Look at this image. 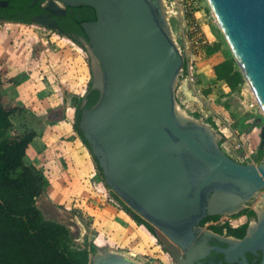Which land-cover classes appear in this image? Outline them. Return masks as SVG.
<instances>
[{
  "label": "water",
  "instance_id": "water-1",
  "mask_svg": "<svg viewBox=\"0 0 264 264\" xmlns=\"http://www.w3.org/2000/svg\"><path fill=\"white\" fill-rule=\"evenodd\" d=\"M55 1L96 12V19L82 27L101 69L92 88L101 94L94 106L83 109L79 126L106 183L190 251L206 217L238 207L264 188V161L235 160L207 125L178 115L175 84L185 61L160 0H53L51 9L59 13L64 8ZM208 3L264 109V0ZM35 20L48 22L43 15ZM240 242L245 261L246 252L264 254V214ZM227 249L219 248L228 257ZM105 253L96 255L93 264H135L118 253Z\"/></svg>",
  "mask_w": 264,
  "mask_h": 264
},
{
  "label": "rangeland",
  "instance_id": "rangeland-1",
  "mask_svg": "<svg viewBox=\"0 0 264 264\" xmlns=\"http://www.w3.org/2000/svg\"><path fill=\"white\" fill-rule=\"evenodd\" d=\"M162 1L170 34L188 64L175 84L179 111L187 112L186 114L207 125L220 147L235 160L241 163H262L264 159H258L257 150L264 130V109L258 104L256 94L247 81L237 90L231 91L224 82L216 79L213 66L233 53L208 0H166V5L165 0ZM0 25L3 29L0 33L6 38L7 31L13 29V36L9 39H17V45L13 49L18 63L37 60L43 65L55 64L52 68L58 84L57 100L61 104L67 102L71 95L77 97L80 93L84 94L89 83L101 75L99 62L85 40L78 37L76 40L53 25L39 22L22 23L0 19ZM194 26L198 28L196 33L202 35L199 44L192 41ZM9 39L3 40L8 43ZM216 42L221 43L219 51L211 56L207 55L206 45ZM191 76L193 80L189 79ZM23 77L22 74L19 79ZM76 90L80 93H76ZM8 104L14 103L10 101ZM48 116L50 121L58 118L55 111H49ZM43 118L46 120L45 116ZM22 124V120H16L10 134L24 132ZM52 125L51 123L49 126ZM40 129L44 130L42 126ZM71 137L72 140L62 139V152L44 165L48 169L44 172L51 179L45 193L39 198L38 205L45 216L66 223L77 243L83 244L88 240V243L93 242L97 246L91 264L96 255L105 252L118 253L135 264H178L184 250L165 235L162 237L159 229L156 228L157 238L145 226L133 220L123 204L100 182L98 172L85 187L83 177L89 179L93 173L87 170L91 166L89 162L95 161L93 154L79 162L84 166L81 171L84 172L83 176H76L73 172L70 177V173L64 171L63 166L74 164L75 159L69 156V151L72 152L79 142L74 136ZM77 159L76 156V161ZM25 162L34 164L33 157ZM60 165L62 170L59 169ZM58 173L61 177L56 178ZM258 196L252 197L242 210L233 214L210 215L212 218L199 224L203 228L200 231L208 229L210 232L222 235L228 232L227 235H231L230 229H237L246 234L250 223L258 220L255 209Z\"/></svg>",
  "mask_w": 264,
  "mask_h": 264
},
{
  "label": "trees",
  "instance_id": "trees-1",
  "mask_svg": "<svg viewBox=\"0 0 264 264\" xmlns=\"http://www.w3.org/2000/svg\"><path fill=\"white\" fill-rule=\"evenodd\" d=\"M30 2L31 0L23 2L10 0L8 9H5L10 13L6 14L0 7V16L5 15L4 17L9 20H25L32 23L34 21L30 16L21 19L13 14L17 10L32 9L33 13L42 11L38 4L29 7ZM80 13L81 16L78 17ZM95 19L96 12L92 7H69L67 14L60 17L61 32L76 40L77 36L72 34L87 38L82 22ZM220 46V42L206 45L205 52L211 56L219 51ZM187 67L185 61L184 69ZM213 71L216 79L224 82L231 91L237 90L246 82L245 75L233 55L217 62L213 66ZM1 84L0 79V264H91L97 246L93 242L88 243V240L83 244L77 243L66 223L47 218L38 205L39 198L45 193L50 182L42 169L25 162L27 149L37 136V131L26 130L10 134L14 125L12 116L22 112L25 107L8 104L1 91ZM92 85L93 81L89 83L83 95L75 96L73 99L75 108L73 127L89 148L90 144L83 136L79 120L83 109L94 106L100 98L101 91L92 88ZM257 156L259 160L264 159L263 131ZM94 160L100 182L123 204L125 211L133 220L145 226L158 238L156 227L136 213L110 188L95 156ZM210 218L212 216L206 217L202 222ZM229 232L238 233L240 237L245 235L244 231L237 229H230Z\"/></svg>",
  "mask_w": 264,
  "mask_h": 264
},
{
  "label": "crops",
  "instance_id": "crops-1",
  "mask_svg": "<svg viewBox=\"0 0 264 264\" xmlns=\"http://www.w3.org/2000/svg\"><path fill=\"white\" fill-rule=\"evenodd\" d=\"M0 27V32H2V26L0 25ZM12 30L13 29L10 31ZM10 31H7V38L0 33V79L2 81L1 91L7 103L11 101L14 104L25 107L22 112L16 113L12 116L13 122L16 123V120H22L23 124L21 126H23V131H25V129L27 130V128L29 130L37 131V136L33 139L29 148L27 149L25 161L27 159L29 160L30 157H33V162L35 165L43 169V171L48 170L44 165L46 162H49L50 159L57 158L59 155L58 153L62 152L60 147V142L63 141L62 139L68 138V140H72L71 136H74V139L79 140V142L76 143L75 147L73 148V151H69V156L75 159L74 164L67 167L63 166V168L64 171L70 173V177L73 175V172L76 174V176L79 174L83 176L84 172L81 173V171L84 166L82 167L79 162L82 160V158H90L92 153H90L91 150L83 142L80 136L78 137L77 132L73 127L75 108L72 103L75 95H71L70 98L68 97L67 102H64L63 104L57 100L59 95L57 93L56 87L58 84L55 82L56 74H54V69L52 68L55 66V64H51V66L43 65L37 60H33L30 63H18L17 54L13 49V46L17 45V39H9V37L13 36V31ZM3 39H9L10 43L8 42V44L4 42ZM22 74L24 77L20 80L19 76ZM73 78H76V75H73ZM74 82L76 81H73V83ZM75 92L80 93L78 90ZM80 95H83V93H80ZM49 111L57 112V120H49ZM44 116L46 120H44ZM51 123L53 125L49 126ZM41 126L44 130L40 129ZM46 131L49 132L46 133ZM49 149L51 150L49 151ZM50 153L51 155H49ZM76 156L78 157V161H76ZM89 163L91 166L90 169L87 170H89V173L92 171L93 173H91V177L89 179L83 177L82 183H85V187L89 182H91L92 177L98 172L96 168V162L92 161ZM80 166L82 168H80ZM59 169L62 170L61 165ZM57 177H61L59 173L56 174V178ZM56 184H58V182Z\"/></svg>",
  "mask_w": 264,
  "mask_h": 264
},
{
  "label": "flooded vegetation",
  "instance_id": "flooded-vegetation-1",
  "mask_svg": "<svg viewBox=\"0 0 264 264\" xmlns=\"http://www.w3.org/2000/svg\"><path fill=\"white\" fill-rule=\"evenodd\" d=\"M9 1L10 0H0V7L4 10H1L3 12L10 13L8 10L9 7ZM18 2H23L24 0H16ZM55 4L59 5V7L64 8V4L60 1L54 2ZM39 5L42 7V11L33 13L32 9L28 10H17L13 14H15L17 17H20L21 19L25 17H32L33 21L36 22L35 17L36 16H47V25H53L55 28H57L59 31H62L61 25H60V17H64V15L67 14L69 11V7H65L61 12L57 13L56 9H51L53 7V0H38L37 2L33 3V0H31L29 7H34L36 5ZM48 7V8H47ZM73 11V10H71ZM3 16H0V19L5 21H13V22H22V23H29L25 22V20H9L6 19ZM81 16V13L78 14V17ZM40 23V22H39ZM75 35V34H73ZM81 40H85L86 37L83 35H75ZM86 41V40H85ZM206 222V221H205ZM203 223V222H202ZM251 224V223H250ZM250 227V225H249ZM202 226H199V230L197 232V238L195 240V246L190 251H184V254L181 255L178 259V264L182 260V264H264V254L261 250H258L257 253L253 252H246V258L247 261H245L243 256H240V253L235 250V245L237 241L241 240L244 236H239L238 233L227 235L228 232H225L226 235H222L219 233H214L213 231L210 232V230L200 231ZM203 229V228H202ZM249 230V229H248ZM237 240L236 242L232 240ZM168 242V241H167ZM174 243V242H173ZM231 245V247H230ZM219 248H229L227 249L229 251L228 257L225 253L219 250ZM232 260H231V259Z\"/></svg>",
  "mask_w": 264,
  "mask_h": 264
},
{
  "label": "bare ground",
  "instance_id": "bare-ground-1",
  "mask_svg": "<svg viewBox=\"0 0 264 264\" xmlns=\"http://www.w3.org/2000/svg\"><path fill=\"white\" fill-rule=\"evenodd\" d=\"M56 2V1H55ZM160 3H161V5H162V11H163V14H164V17L167 19V17H166V14H165V10H164V3H163V1L162 0H160ZM167 3H166V0H165V5H166ZM216 17V16H215ZM216 21H217V19H216ZM179 46V45H178ZM180 48V47H179ZM176 111H177V113H178V115H180L182 118H184V119H191V120H194V121H196V122H199L197 119H195V118H193V117H191V115H188V114H186L184 111H179V107H178V105L176 104ZM264 188H262V189H260V190H257L256 192H255V194L253 195V197L255 196V195H259L258 197H259V200H258V203H257V205L255 206V209H256V211H257V213H258V217H260V216H262L263 214H264V191H262ZM245 203L246 202H244L242 205H240V206H238V207H235V208H233V209H231V210H227V211H225L224 213H226V214H233V213H235V212H238V211H240V210H242L246 205H245ZM257 226H258V220L257 221H252L251 222V224H250V227H249V232L250 233H252V232H254V230L257 228ZM161 232V235H162V237H163V235H165L169 240H171L172 242H174L170 237H168L166 234H164L163 233V231H160ZM232 240H233V238H232ZM233 241H237V240H233ZM175 243V242H174ZM175 244H177V243H175ZM241 245V242H240V240H239V242L237 241V243H236V245H235V250L236 251H238V253H241L242 252V249L243 248H241L240 247V245ZM113 254H115V253H113ZM242 254V253H241ZM100 255H106V253H104V254H100Z\"/></svg>",
  "mask_w": 264,
  "mask_h": 264
},
{
  "label": "built area",
  "instance_id": "built-area-1",
  "mask_svg": "<svg viewBox=\"0 0 264 264\" xmlns=\"http://www.w3.org/2000/svg\"><path fill=\"white\" fill-rule=\"evenodd\" d=\"M166 3H167V1H166ZM193 28H194L193 31H195V33L192 35V41L195 42L196 44H199L202 35H200L199 33H196V31H198V28H196L195 26H194ZM199 35H200V36H199ZM202 41H203V39H202ZM183 72H184V68H183L181 74H183ZM189 79H190V80H193V77L191 76V77H189ZM256 99H257V98H256ZM257 102H258V104L260 105L258 99H257ZM251 106H254V103H251Z\"/></svg>",
  "mask_w": 264,
  "mask_h": 264
}]
</instances>
